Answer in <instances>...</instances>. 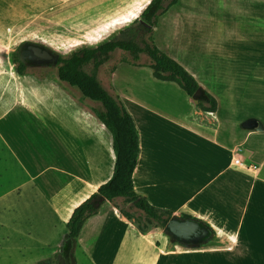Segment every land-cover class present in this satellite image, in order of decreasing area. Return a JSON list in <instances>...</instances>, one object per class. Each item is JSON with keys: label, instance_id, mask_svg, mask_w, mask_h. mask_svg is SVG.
<instances>
[{"label": "crops", "instance_id": "0c3cea01", "mask_svg": "<svg viewBox=\"0 0 264 264\" xmlns=\"http://www.w3.org/2000/svg\"><path fill=\"white\" fill-rule=\"evenodd\" d=\"M212 2L192 0L188 15L193 20L202 14H214ZM179 3L180 0L175 6ZM224 3L225 9L230 10L231 6L237 9L226 12L224 19L237 13L236 17L245 20L242 25L246 28L240 34L233 29L225 30L222 41L217 40L209 29L214 17L203 16L205 27L191 37L185 31L189 20L185 22V14L178 12L169 23L171 40L163 45V50L180 62L204 89L201 72L196 71L194 63L192 66L184 63L183 55H196L197 61L203 60L201 64L214 65L216 75L228 82L230 89L239 80L240 94H235V89L228 94L206 89L218 101L216 112L203 111L185 92L180 93L182 103H176L182 107L164 101L144 104L134 94L128 96L126 108L134 118L140 140L136 190L156 207L171 210L176 216L191 215L212 227L215 233L211 243L192 247L196 249L193 253L203 256L188 264H264V0H224ZM160 27L159 20L155 26L157 33ZM216 53L222 57L214 61ZM0 94L13 103L8 110L0 111V156L5 158L3 163L7 167L2 165L0 176L22 177V182L12 186L10 192L28 186L42 196L47 210L57 217L67 213L69 219L74 209L112 175L106 166L100 168L92 155H82L74 148L81 168L73 165L76 163L71 162L72 144L65 125L54 117L44 101L37 106L21 100L36 93L15 89ZM14 104L20 111L15 112ZM80 117L94 125L87 114ZM22 120L35 126L45 145L51 142L57 166L42 164L40 152L26 141ZM43 121L44 125L50 124L51 131L38 129ZM104 144L109 150V145ZM51 170L55 171L56 179L67 184L48 191L43 177ZM109 203H103L100 213L87 220L84 226L91 227L88 226L85 235L98 233V226L107 218L118 217L137 237L149 239L150 232L140 231L117 205Z\"/></svg>", "mask_w": 264, "mask_h": 264}, {"label": "rangeland", "instance_id": "374dc122", "mask_svg": "<svg viewBox=\"0 0 264 264\" xmlns=\"http://www.w3.org/2000/svg\"><path fill=\"white\" fill-rule=\"evenodd\" d=\"M203 1L208 4V0ZM212 1L210 4L215 6L211 8L214 14L209 16L214 17V22L209 29L217 40L222 41L225 30L233 29L240 34L246 28L242 25L245 20L236 17L237 13L229 16L232 18L224 19L226 12H237V9L232 6L230 10L225 9L224 0ZM147 4L148 0H0V93L13 92L15 89L36 93L34 97L21 100L37 106L40 101H44L54 117L65 125L66 135L70 136L72 144L71 162L76 163L73 165L81 168L74 148L82 155H92L99 167L106 166L110 176L112 175L115 162L113 136L95 112V108H102V104L84 97L77 87L60 80L59 61L36 63L30 59L31 52L27 44L43 45L61 59L84 47H96L121 37V31L127 29L140 45H143V37L150 43L154 40L163 50V45L171 40L169 23L173 22L178 12L185 14L184 21L189 20L185 31L191 37H196L199 30H203L205 26L203 27L202 19L209 17L202 14L192 20V16L188 15L192 0H180L179 5L170 7L158 19V22L161 21L159 32H156L155 27L150 32L148 25L143 29L140 27L141 13ZM133 56L129 51L117 49L108 54L104 64L98 68L90 64L86 66V70L95 72L109 92L125 106L128 96L134 94L144 104L164 101L166 104L182 107L176 104L182 103V100L179 101L180 93L185 91L181 86L177 82L157 79L149 66L151 59L147 54L141 53L136 61ZM183 56L181 60L184 63L190 66L194 63L196 71L201 72V84L207 90L215 89L228 94L235 89V94H240L239 80L230 89L228 82L216 75L214 65L201 64L203 60L197 61L196 55ZM219 57H222L221 53H216L214 61ZM20 62L25 65L22 71L18 69ZM221 100L225 105L223 98ZM12 105V101L0 97L1 112ZM13 109L15 112L20 111L17 104H14ZM86 114L90 117L89 120L94 121L93 126L84 117H80ZM21 125L26 130L27 143L40 152L42 164L57 166L51 142L45 145L39 137V131L28 121L22 120ZM49 126L44 125L43 121L38 129L51 131L52 127ZM57 137L60 143V137ZM103 142L109 145V150ZM4 160L0 156V171L4 169ZM22 180V177L14 175L0 176V264H188L203 256L193 253L196 249L172 239L155 220H149L143 211L124 198H117L110 203L127 209L134 216L131 221H140L151 233L149 239L137 237L126 225H122L124 222L118 217H109L98 226V233L90 237L84 232L91 226H84L83 229H87L76 240L73 251L62 254L61 248L68 232L67 213L55 216L44 206L42 196L38 192H32L28 186L15 189L14 192L9 191ZM43 180L48 191L67 184V181L59 179L60 183L52 170L44 175ZM136 226L138 227L137 224ZM206 245L202 243L199 246Z\"/></svg>", "mask_w": 264, "mask_h": 264}, {"label": "trees", "instance_id": "16d2710c", "mask_svg": "<svg viewBox=\"0 0 264 264\" xmlns=\"http://www.w3.org/2000/svg\"><path fill=\"white\" fill-rule=\"evenodd\" d=\"M177 3L178 0H150L141 13L140 27L143 29L148 24L150 25L148 31L152 32L159 17ZM121 34V37L111 39L96 47H84L59 60L60 80L77 87L84 97L102 104V108H95V112L99 120L112 133L115 153V165L111 178L79 204L69 218L68 232L61 248L62 254L73 251L86 221L98 215L106 201L124 198L143 211L149 220H155L166 231L168 222L172 218H180L171 210L154 206L146 195L136 190L135 175L140 153V140L134 118L124 103L109 92L95 72H88L86 66L92 64L94 68H98L107 61L108 54L117 49L133 53L135 61L140 58L141 53H145L151 59L149 66L153 69V74L157 79L177 82L189 96L195 98L203 111L216 112L218 108L217 99L204 89L180 62L157 46L154 40L150 43L142 37L143 45H140L136 37H133L127 29L122 30ZM24 67V63L20 62L18 69L22 71ZM198 90L201 94L195 97ZM118 207L129 219L134 218L127 209ZM182 218L195 219L200 222L201 226L207 230L205 243L213 239L215 232L208 223L187 214L182 215ZM134 223L138 225L140 231L148 232L140 221L136 220Z\"/></svg>", "mask_w": 264, "mask_h": 264}, {"label": "water", "instance_id": "95a60500", "mask_svg": "<svg viewBox=\"0 0 264 264\" xmlns=\"http://www.w3.org/2000/svg\"><path fill=\"white\" fill-rule=\"evenodd\" d=\"M44 56H51L49 50L46 49L44 51ZM200 94L201 91L198 90L195 94V97L199 96ZM167 228L168 230H165L166 233H168L172 238H175V240H178L180 243H183L187 247H191V245H188L183 242L184 240H188L192 235L199 234L201 231H203V229L204 233H207V230L203 228L200 222L195 219L172 218L168 222Z\"/></svg>", "mask_w": 264, "mask_h": 264}, {"label": "flooded vegetation", "instance_id": "af4514ba", "mask_svg": "<svg viewBox=\"0 0 264 264\" xmlns=\"http://www.w3.org/2000/svg\"><path fill=\"white\" fill-rule=\"evenodd\" d=\"M27 48L31 52L29 54V58L33 59L36 63H43V62L59 61L60 60V58L57 55H55L51 50H49L48 48H46L43 45H40L38 43H29V44H27ZM46 49L49 50V52L51 54L50 57L44 56V51ZM179 217L181 219H185V218H182V216H179ZM172 239H175V238H172ZM206 240H207V233H204V229H203V231H201L199 234L192 235L188 240H184L183 242H185L188 245H191V247H197V246L201 245L202 243H205ZM176 241H178V240H176ZM181 244L184 245L183 243H181Z\"/></svg>", "mask_w": 264, "mask_h": 264}]
</instances>
